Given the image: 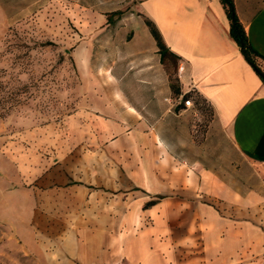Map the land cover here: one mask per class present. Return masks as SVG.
<instances>
[{
  "label": "crops",
  "instance_id": "1",
  "mask_svg": "<svg viewBox=\"0 0 264 264\" xmlns=\"http://www.w3.org/2000/svg\"><path fill=\"white\" fill-rule=\"evenodd\" d=\"M128 1L139 24L129 27L130 39L113 42L104 56L106 82L91 96L103 112L98 121L148 147L143 209L161 208L167 216L159 218L175 222L176 231L129 242L120 234L104 242L66 232L42 264H264V81L230 36L220 0ZM232 2L264 72V0ZM144 18L178 57L179 94ZM187 93L210 106V121L192 99L184 105Z\"/></svg>",
  "mask_w": 264,
  "mask_h": 264
},
{
  "label": "rangeland",
  "instance_id": "2",
  "mask_svg": "<svg viewBox=\"0 0 264 264\" xmlns=\"http://www.w3.org/2000/svg\"><path fill=\"white\" fill-rule=\"evenodd\" d=\"M125 5L0 0V264H42L66 232L129 242L176 231L159 218L167 216L161 208L143 209L148 147L98 121L103 112L91 96L106 82L113 42L130 39L129 27L139 24ZM165 66L175 83L174 64ZM193 106L203 121L213 118L205 102Z\"/></svg>",
  "mask_w": 264,
  "mask_h": 264
},
{
  "label": "trees",
  "instance_id": "3",
  "mask_svg": "<svg viewBox=\"0 0 264 264\" xmlns=\"http://www.w3.org/2000/svg\"><path fill=\"white\" fill-rule=\"evenodd\" d=\"M221 3L224 5V8L226 10V14L227 17L229 19V33L230 36L233 38V40L237 43V45L240 48V51L243 55V57L245 58V60L254 68V70L256 71V73L259 75V77L262 79V81H264V72H262L256 65V63L253 60V56H254V51L252 50L250 44L248 43V39L247 36L245 34V31L241 25V23L239 22L236 13H235V9H234V5L232 0H220ZM116 14L121 15L122 12L120 11H115ZM144 21L146 23V25L149 27L150 32L152 34V36L154 37L155 41H156V45L158 47V51L160 54V59L161 62L165 65V62H172L175 66V83H173L169 77V81H170V87L172 89V91L174 92V94H179V88L177 86V76H176V70L178 69V57L175 56L174 54H172L168 48L166 47L160 33L158 32V30L156 29V27L154 26V24L144 18ZM166 67V66H165ZM167 69V68H166ZM168 71V70H167ZM169 74V73H168ZM193 100L194 103H200V102H204L201 99H199L198 97H195L189 93L183 95V100ZM206 103V102H205ZM71 184H81L79 182H75V181H70ZM146 206H148V203L146 204Z\"/></svg>",
  "mask_w": 264,
  "mask_h": 264
},
{
  "label": "built area",
  "instance_id": "4",
  "mask_svg": "<svg viewBox=\"0 0 264 264\" xmlns=\"http://www.w3.org/2000/svg\"><path fill=\"white\" fill-rule=\"evenodd\" d=\"M178 70L181 71V70H182V66H179V67H178ZM184 105L188 107V106H191L192 103H191L190 100H185V101H184Z\"/></svg>",
  "mask_w": 264,
  "mask_h": 264
}]
</instances>
